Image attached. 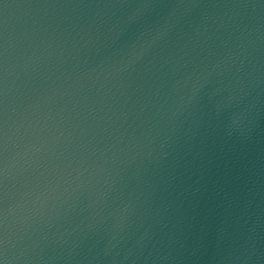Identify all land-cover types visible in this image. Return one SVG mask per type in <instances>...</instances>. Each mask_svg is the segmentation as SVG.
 Returning a JSON list of instances; mask_svg holds the SVG:
<instances>
[{"label": "water", "instance_id": "water-1", "mask_svg": "<svg viewBox=\"0 0 264 264\" xmlns=\"http://www.w3.org/2000/svg\"><path fill=\"white\" fill-rule=\"evenodd\" d=\"M0 264H264V0H0Z\"/></svg>", "mask_w": 264, "mask_h": 264}]
</instances>
